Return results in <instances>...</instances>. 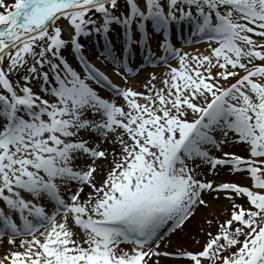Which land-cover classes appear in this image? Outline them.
I'll list each match as a JSON object with an SVG mask.
<instances>
[{"label":"snow or ice","instance_id":"obj_1","mask_svg":"<svg viewBox=\"0 0 264 264\" xmlns=\"http://www.w3.org/2000/svg\"><path fill=\"white\" fill-rule=\"evenodd\" d=\"M0 248L264 264V0H0Z\"/></svg>","mask_w":264,"mask_h":264},{"label":"bare ground","instance_id":"obj_2","mask_svg":"<svg viewBox=\"0 0 264 264\" xmlns=\"http://www.w3.org/2000/svg\"><path fill=\"white\" fill-rule=\"evenodd\" d=\"M205 47H206V45H202L201 50L203 48H205ZM93 60L94 61L92 63L97 64L98 65V68H100V65L98 64V61L95 60V59H93ZM141 74H145V72L142 71ZM143 78H144V76H143ZM237 150H239V149H237ZM223 177L224 176L221 175L220 177H215V178L216 179H221ZM198 224H199V217H197V220L196 221H193L192 223H190L188 225V228L185 230L187 234L181 233L179 236H174L172 238L173 246L176 247L178 244H183L186 247H191L193 245V243H194L193 240H192V237L193 236H196L197 239L200 238V236L198 235ZM163 264H184V262H182V261H175V260H166V261H163Z\"/></svg>","mask_w":264,"mask_h":264},{"label":"rangeland","instance_id":"obj_3","mask_svg":"<svg viewBox=\"0 0 264 264\" xmlns=\"http://www.w3.org/2000/svg\"><path fill=\"white\" fill-rule=\"evenodd\" d=\"M189 52H191V51H193V48H190L189 50H188ZM89 53V52H88ZM102 65L104 66V68L105 69H107V71L108 72H112V69L110 68V66H108V64H106V63H102ZM162 71H164V68H162V69H160V70H157V75H160V73L162 72ZM149 74V73H148ZM144 78H146V76L144 77ZM143 80H139V79H134L133 81H131V84L133 85V86H136V85H138L139 83H141ZM117 83H121L122 84V81H120V80H117L116 81ZM209 179H216L214 176H209L208 177ZM217 180H219V179H217ZM175 249V246H173L172 247V249H169L170 251L171 250H174Z\"/></svg>","mask_w":264,"mask_h":264}]
</instances>
